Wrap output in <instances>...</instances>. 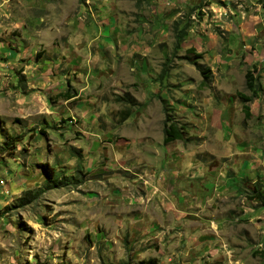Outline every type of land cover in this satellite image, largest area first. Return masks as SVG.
I'll return each mask as SVG.
<instances>
[{
    "label": "rangeland",
    "instance_id": "rangeland-1",
    "mask_svg": "<svg viewBox=\"0 0 264 264\" xmlns=\"http://www.w3.org/2000/svg\"><path fill=\"white\" fill-rule=\"evenodd\" d=\"M249 71L263 88L264 0H0V264H264L238 238L244 226L218 237L208 210L155 206L156 187L185 177L165 115L183 126V151L208 140L215 149L196 158L209 162L227 130L189 119L225 92L244 114ZM257 123L242 130L264 148ZM263 166L238 180L241 199L212 201L214 219L264 202Z\"/></svg>",
    "mask_w": 264,
    "mask_h": 264
},
{
    "label": "crops",
    "instance_id": "crops-1",
    "mask_svg": "<svg viewBox=\"0 0 264 264\" xmlns=\"http://www.w3.org/2000/svg\"><path fill=\"white\" fill-rule=\"evenodd\" d=\"M253 78L255 79L254 76ZM200 84L205 87L207 82L202 83L201 81ZM263 91L264 87H261V91L256 92L255 100L247 105L249 107L250 116H245L242 112L240 113L239 108L234 109L233 104L238 102L233 94L225 92L222 99H219L220 104L218 106L208 108L206 113L200 112L199 117H190L189 122L192 129H199L201 127L211 129L214 128L216 129L215 137L220 135L219 132L223 130V128L227 130V133L222 132L221 137L215 139L216 145L219 146L218 148H221V152L217 155H210L214 156V158L215 156L224 155L225 158H230L232 166H228L225 163L219 165L216 158V160L212 158L206 163L197 160V154L207 153L215 149L206 145L208 140L202 144L196 145V147L188 151H183L178 141L169 143V145H166L165 150L172 147L174 148L175 152L173 155L175 157L172 158V163L175 164L178 169H181V172H183L182 175L185 177L183 181L177 185V187L169 184L168 186L171 188L170 192H163L160 188L156 187L158 193L155 196L156 207L160 204L170 203L171 209H178L180 212L186 211L187 208H191L194 214H200L201 212L204 213L208 210L210 216L204 217L202 221L205 223H212L218 237L222 232L224 223L234 226L236 224L244 226L242 230H240L241 232L244 230L243 234L238 238L240 241L242 238H248V240L253 238L254 242L252 247L249 249H254V251L257 250L259 254L264 249V202L255 198L253 199L254 202L252 205H250L246 199L242 200L241 203L238 202L232 204L230 210H233L236 214H231L225 210V213H228L229 216L228 220H224L223 218L214 219L215 213L211 204L213 200L222 202V200L227 196V193H229L231 199H241V196L232 195L238 188V180L241 178H246V180L249 179L250 174L254 173L252 171L256 168V164L259 166L264 165V148L255 146L253 138L250 135L243 133L242 130L245 128V123L251 122L252 119L258 123L264 124ZM203 92L204 91L199 90L197 91V94ZM197 96L199 97V95ZM191 102L196 104L198 100L191 99ZM207 102L208 100L206 99V102H202L201 105L203 107L207 106ZM196 134L202 136L200 130ZM209 141L213 140L211 139ZM173 143H175V146H172ZM214 147L217 146L214 145ZM229 170H232L234 174L227 177ZM176 172L178 173V171ZM175 175L178 177V174ZM162 182L164 181L161 180V183ZM186 202L190 203V205L186 206ZM257 202H259V204ZM248 233H251L252 235L249 236ZM210 239L211 238L208 240L211 241ZM202 241H204V238L202 237V234H200L197 242ZM225 241L228 240L225 239ZM218 243L220 242L216 240L211 244V246L214 245L215 247ZM226 243L224 246L230 247L228 245L226 246Z\"/></svg>",
    "mask_w": 264,
    "mask_h": 264
},
{
    "label": "trees",
    "instance_id": "trees-1",
    "mask_svg": "<svg viewBox=\"0 0 264 264\" xmlns=\"http://www.w3.org/2000/svg\"><path fill=\"white\" fill-rule=\"evenodd\" d=\"M193 53V52H190ZM201 58L200 55H196V59ZM194 65L197 67L200 75L203 78L202 83H205V81H207L209 79L210 76V72L208 69L202 68L201 65H199L197 62L194 63ZM255 79L253 78L251 72H247L245 75V86L246 88L250 91V96H241V100L244 103V114L245 116H250L249 114V107L247 106L248 103H250L252 101V99L256 96V92L257 91H261V86L259 84H255ZM173 119H171L170 117H168V115H165V120H164V135H165V139H164V143L165 144H169L171 142L174 141H181L184 140L185 137V130L183 128V126H177L175 125V123L172 121ZM50 179L51 174L48 173L47 175ZM52 181H54V179H51ZM57 181V179L55 180ZM54 181V182H55ZM257 199H259V201H263V198L261 197L260 193L257 194V196L255 197Z\"/></svg>",
    "mask_w": 264,
    "mask_h": 264
}]
</instances>
